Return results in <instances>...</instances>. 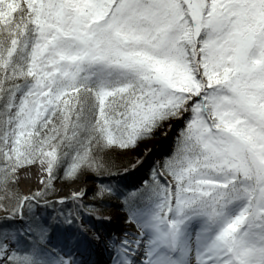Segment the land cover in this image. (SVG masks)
<instances>
[{
  "label": "snow or ice",
  "instance_id": "obj_1",
  "mask_svg": "<svg viewBox=\"0 0 264 264\" xmlns=\"http://www.w3.org/2000/svg\"><path fill=\"white\" fill-rule=\"evenodd\" d=\"M0 264H264V0H0Z\"/></svg>",
  "mask_w": 264,
  "mask_h": 264
}]
</instances>
